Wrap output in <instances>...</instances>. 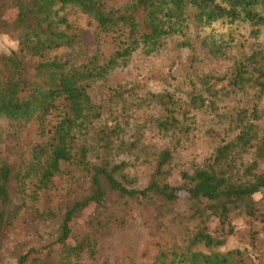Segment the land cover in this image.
<instances>
[{
	"label": "trees",
	"instance_id": "obj_1",
	"mask_svg": "<svg viewBox=\"0 0 264 264\" xmlns=\"http://www.w3.org/2000/svg\"><path fill=\"white\" fill-rule=\"evenodd\" d=\"M9 10L15 13L12 19ZM79 18L94 27L97 53L77 64L69 57L81 37ZM220 19L249 23L250 34L264 36V0H0V34L16 42L15 48L0 54V254L6 233L23 219L30 224L31 236L25 239L28 248L13 255L15 264H85L81 255L93 257L96 252L94 236L88 233L67 243L83 207L94 205L86 222L92 230L103 231L109 229L121 203L131 200L141 207L149 201L166 207L185 195L191 203L187 217L196 218L194 228L182 231L167 246L158 241L149 264H259L239 248L221 247L234 230L232 213L264 223V204L253 198L264 189L260 167L264 131L260 133L255 122L262 114L257 105L264 100V43L256 42L249 52L235 57L229 75L234 88L254 89L256 103L237 110L234 137L220 141L204 166L192 173L183 171L176 186L168 181L174 147L189 129L184 124L187 112L178 110V98L165 91L141 94L134 84L114 90L105 105L94 102L88 92L92 82L105 78L134 51H157L167 38L178 36L182 40L177 45L187 47L191 29L198 36V31ZM105 40L112 44L108 56L100 52ZM201 43L210 53L221 49L210 36L202 37ZM207 77L206 88L211 89L212 76ZM199 100L205 103L203 96ZM150 103L160 106L162 114L152 116L149 123L160 136L175 139L153 155L148 183L136 187L127 167L132 157L146 159L148 152L146 145H140L141 136L129 132L128 126L134 112ZM109 109L112 118L106 122ZM242 153L249 158L244 160ZM121 156L126 158L117 159ZM55 180L63 186L55 187ZM80 182L86 184L84 190L65 204L62 215L40 205L41 192L60 191L63 203V196ZM108 192L117 195L119 204L110 211ZM212 217L219 225L214 231L206 225ZM56 221L55 236L40 234L41 224ZM57 243L62 246L54 260L57 251L51 248ZM4 262L0 258V264Z\"/></svg>",
	"mask_w": 264,
	"mask_h": 264
},
{
	"label": "rangeland",
	"instance_id": "obj_2",
	"mask_svg": "<svg viewBox=\"0 0 264 264\" xmlns=\"http://www.w3.org/2000/svg\"><path fill=\"white\" fill-rule=\"evenodd\" d=\"M14 11L9 10L7 16L14 17ZM80 39L75 44L71 61L80 64L87 62L97 53L94 27L85 23V19H78ZM251 25L246 22L228 23L226 20H217L198 31V36L193 29L190 30V45L180 47L177 45L181 36L169 37L164 46L157 51L145 53L141 49L134 51L126 59L119 61L105 78L98 79L90 85L88 92L92 100L99 104H109V97L114 90H125L137 84L136 92L143 94L146 90L154 93L169 92L178 98L179 112H187L184 124H189V129L183 132L179 143L174 147V158L171 163V174L168 181L172 185L181 184L183 171L192 173L196 168L204 166L214 148L222 140L234 137L237 130L234 127V115L240 108H250L256 103L254 89L244 87L234 88L229 82L232 62L235 57L246 54L256 42L264 43V36L250 34ZM204 36H210L213 42L220 44V51L210 53L208 47L201 43ZM16 47V42L7 34H0V54L8 53ZM112 51V44L105 40L100 46L103 56H108ZM207 76L213 84L211 89L206 88ZM203 96L205 103L201 104L199 97ZM196 98L197 102L192 101ZM112 103L115 101L113 100ZM257 108L262 112L261 117L255 122L259 132L264 131V100L259 102ZM113 110V109H112ZM110 109L105 111L108 122ZM115 114V113H114ZM162 114L160 106L154 103L140 106L130 117L129 132H137L141 136L140 145H146L148 152L146 159L132 157L127 170L131 178L135 179L136 187L145 186L154 169L153 155L161 149L171 145L175 137L161 135L153 124L149 123L152 116ZM232 117V121H231ZM148 121L147 125L144 123ZM141 129V131H139ZM174 142V141H173ZM243 159H248L247 153H242ZM126 158L121 156L117 159ZM264 168V163L260 164ZM59 180H55V187ZM64 183V181H62ZM86 184H77L72 188V193L63 196L60 201V191L54 195L51 192L40 193V205L56 208L60 216L65 210V204L84 190ZM255 200L264 204V189L253 195ZM108 211L115 209L118 204L117 195L108 192ZM159 204V202H157ZM157 204L147 201L145 205L138 207L132 201L121 203L120 208L108 224V230H92L86 220L92 216L94 205H87L77 213L75 218V231L67 243H74L80 237L88 233L94 236L97 242L96 252L93 257L86 253L81 255L85 264H149L157 253V242L167 246L184 230H192L196 224V218L187 217L191 214V203L182 195L181 198L166 207H157ZM162 214V217L159 214ZM96 215V214H95ZM124 216V219H121ZM184 216V217H181ZM233 233L228 235L221 249L239 248L246 255H251L253 262L264 264V223L250 220L242 214H231ZM158 223L160 226L156 225ZM16 226L5 235V245L0 254L5 264H15L13 255L21 248L25 250V239H29L27 227L23 219L15 223ZM28 225V226H27ZM210 231L219 228L218 220L210 218L206 221ZM57 221L53 224L40 225V234H57ZM51 231V232H50ZM257 234L252 240L253 232ZM173 237H175L173 239ZM54 237H52L53 239ZM160 239V240H159ZM25 245H18L21 242ZM62 246L57 243L51 249H56L53 259L60 257ZM45 252V250L43 251Z\"/></svg>",
	"mask_w": 264,
	"mask_h": 264
}]
</instances>
